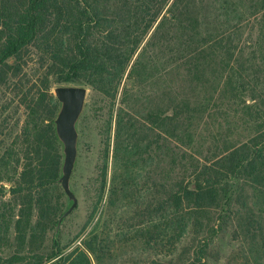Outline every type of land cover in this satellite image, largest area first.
I'll return each mask as SVG.
<instances>
[{
    "label": "trees",
    "instance_id": "16d2710c",
    "mask_svg": "<svg viewBox=\"0 0 264 264\" xmlns=\"http://www.w3.org/2000/svg\"><path fill=\"white\" fill-rule=\"evenodd\" d=\"M70 83L97 94L103 146L67 250L45 237L69 205L52 88ZM11 104L0 264H217L227 235L233 264H264V0H0Z\"/></svg>",
    "mask_w": 264,
    "mask_h": 264
},
{
    "label": "rangeland",
    "instance_id": "374dc122",
    "mask_svg": "<svg viewBox=\"0 0 264 264\" xmlns=\"http://www.w3.org/2000/svg\"><path fill=\"white\" fill-rule=\"evenodd\" d=\"M88 89L89 91L86 97L85 106L77 123L79 133L78 151L75 166L71 175L73 177L70 178V183L72 181L75 182L74 192L78 200L77 206L68 216H66L64 222L60 224L56 236L54 235L55 229H53L49 230L45 237V244H47L50 243L52 236L59 237L60 235L62 244L67 247V250L72 249L79 242V240H75V236L82 228L88 214V194L85 192V188L90 184L89 179L95 176L96 167L103 146L100 135L101 129L103 128V121L100 116L102 115V111L95 107L98 103H92L93 99H97V94H94L89 87ZM92 97L93 99L91 100ZM22 113L23 111H21V109L18 110V108L14 107L12 104L6 110L1 112L0 122H2V119L4 120L2 124L7 127L5 130L13 127L12 135L10 137H4L2 135L3 132L0 134V140L3 138L4 143H6V141L7 143H11L13 135L18 130V125L21 122L23 116ZM16 123L17 127H14V124ZM112 142L113 140L110 141L109 163L111 162ZM2 184L5 186L6 192L3 199L6 200L9 197L7 192L10 183L4 181ZM65 198H67L66 195ZM228 237L229 236L227 235L220 239L215 246V248H217L215 253H212L213 259L217 261V264H233V259H230V251L228 249ZM92 264H95L94 260H92Z\"/></svg>",
    "mask_w": 264,
    "mask_h": 264
},
{
    "label": "water",
    "instance_id": "95a60500",
    "mask_svg": "<svg viewBox=\"0 0 264 264\" xmlns=\"http://www.w3.org/2000/svg\"><path fill=\"white\" fill-rule=\"evenodd\" d=\"M170 15V13H168ZM88 87L82 84H57L52 88V93L59 102V107L54 117V130L62 147L61 174L58 179L60 186L67 197L69 204L62 216L59 218L57 229L62 218L68 216L77 206V196L71 187L70 178L75 166L78 151V128L77 123L83 112Z\"/></svg>",
    "mask_w": 264,
    "mask_h": 264
}]
</instances>
